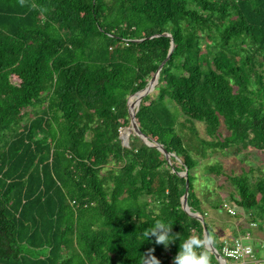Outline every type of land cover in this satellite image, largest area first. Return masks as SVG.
I'll use <instances>...</instances> for the list:
<instances>
[{
  "label": "trees",
  "instance_id": "1",
  "mask_svg": "<svg viewBox=\"0 0 264 264\" xmlns=\"http://www.w3.org/2000/svg\"><path fill=\"white\" fill-rule=\"evenodd\" d=\"M164 60L136 118L170 160L120 138ZM180 114L192 134L205 124V147L264 150V0H0V264H175L181 240L204 237L193 212L221 251ZM226 178L263 226L264 175ZM157 218L173 223L168 246L142 235Z\"/></svg>",
  "mask_w": 264,
  "mask_h": 264
},
{
  "label": "rangeland",
  "instance_id": "2",
  "mask_svg": "<svg viewBox=\"0 0 264 264\" xmlns=\"http://www.w3.org/2000/svg\"><path fill=\"white\" fill-rule=\"evenodd\" d=\"M155 87L149 92L152 91ZM136 96L132 97V102L135 103ZM175 104L172 105L173 107ZM179 120L185 123V127H181L178 124V128L183 132L185 136V141L190 146L191 154L196 158L197 165L193 169L195 180V190L199 197L203 199L204 207L209 212V215H213L210 210V206L207 204V201L212 200V202L221 200L223 202H232L230 197V192L234 191L233 185L227 180V173H243L244 171L249 172L250 177H257L264 175V150L255 149L254 147L248 146L240 152H236L235 148H227L225 150L216 149L212 150L208 147L202 145L201 139L211 140L212 138L207 134L205 129V124L201 121H194L196 127V132H190L191 122L186 120V117L182 114L179 116ZM131 123L120 128V138L123 133L131 132L134 134V130L130 129ZM226 133V130H222ZM126 132V133H127ZM130 134V135H131ZM122 141V138H121ZM130 144V136H129ZM128 144V145H129ZM126 145V144H125ZM204 152V154H202ZM215 164L222 166L223 174H216L209 170V166ZM113 165L109 164L106 168L102 170L105 173ZM207 198V201H206ZM243 210V209H241ZM223 215V214H222ZM220 218H229V216H219ZM244 242H248L245 240ZM256 253L260 257H264V249L256 248ZM262 254V255H261Z\"/></svg>",
  "mask_w": 264,
  "mask_h": 264
},
{
  "label": "built area",
  "instance_id": "3",
  "mask_svg": "<svg viewBox=\"0 0 264 264\" xmlns=\"http://www.w3.org/2000/svg\"><path fill=\"white\" fill-rule=\"evenodd\" d=\"M220 210H224L232 215L238 212L229 202H223ZM248 217L250 218L248 213H243L238 217V224H242V222L246 223L244 231L236 235L228 234L221 238V253L225 258L239 264L248 262L264 264V257H260L256 253V248L264 249V224L260 226L257 220H253L252 218L247 219ZM245 240L248 242H244Z\"/></svg>",
  "mask_w": 264,
  "mask_h": 264
},
{
  "label": "clouds",
  "instance_id": "4",
  "mask_svg": "<svg viewBox=\"0 0 264 264\" xmlns=\"http://www.w3.org/2000/svg\"><path fill=\"white\" fill-rule=\"evenodd\" d=\"M230 204L232 205L231 202ZM172 225L173 223L167 219L157 218L146 228L147 230L142 232V235L145 239L151 235L155 238L157 244L163 243L165 246H168L176 238V234L171 231ZM209 248L210 240L208 237L194 234L189 235L187 238L181 240L179 250L174 257V262L175 264H213ZM148 258L151 264H160L156 256L153 255ZM224 259L227 258L224 257Z\"/></svg>",
  "mask_w": 264,
  "mask_h": 264
},
{
  "label": "water",
  "instance_id": "5",
  "mask_svg": "<svg viewBox=\"0 0 264 264\" xmlns=\"http://www.w3.org/2000/svg\"><path fill=\"white\" fill-rule=\"evenodd\" d=\"M173 47H174V41L172 40L171 42V47H170V53L171 51L173 50ZM169 54V53H168ZM169 56V55H168ZM166 60H164L158 67V69L156 70V73L154 74V76L149 80V83L146 87L138 90L137 92H135L134 94L130 95L129 98H128V108H129V113H130V118H131V126H130V129L134 130V134L138 135L139 137H141L144 141H146L147 143H150V144H154L157 148H159L166 156L167 158L170 160V155H171V152H169L168 150H166L164 148V146L162 145V143H159V142H156V141H153L149 138V136L147 134H145L140 126H139V123L137 121V118H136V112L139 108V105H140V102L142 100V97L149 93L155 86L156 84L158 83V79H159V74H160V70L161 68L163 67L164 63H165ZM136 96V101L135 103L132 102V97ZM131 132H127L126 135L122 136L121 135V138H122V143L123 144H126L128 145L129 144V136H130ZM187 171L184 170V173H186ZM188 193H189V179L187 178L186 180V190H185V193L184 195L182 196V200L184 201V203L187 201V197H188ZM185 208L190 211V208L187 207L186 205H184ZM191 212V211H190ZM194 215L198 216L201 220H202V224H203V230H204V236L208 237L209 240H210V249L213 251L214 255L217 257V259L220 261H223L224 257L223 255L221 254V252L219 251V249L214 245L213 243V238L208 230V227L206 225V222H205V219H204V216L199 213V212H193Z\"/></svg>",
  "mask_w": 264,
  "mask_h": 264
},
{
  "label": "crops",
  "instance_id": "6",
  "mask_svg": "<svg viewBox=\"0 0 264 264\" xmlns=\"http://www.w3.org/2000/svg\"><path fill=\"white\" fill-rule=\"evenodd\" d=\"M208 210H210V212L213 214V215H208L209 223L213 227L214 231L216 233H218L219 239H221V237L227 233L231 234V232H233L235 234H238L239 230L237 231V228H235V225H237L239 223L238 218L233 217V219H231V218L223 219V218L219 217V216H222V217L226 216V214L223 211L218 210V213H215L214 210L211 208ZM239 213H241V215H242L243 213H246V212H245V210H240ZM244 219H245V217H244ZM219 263L220 264H239V263H237L233 260H229V259H223V261H220ZM244 264H253V263L248 262V263H244Z\"/></svg>",
  "mask_w": 264,
  "mask_h": 264
},
{
  "label": "bare ground",
  "instance_id": "7",
  "mask_svg": "<svg viewBox=\"0 0 264 264\" xmlns=\"http://www.w3.org/2000/svg\"><path fill=\"white\" fill-rule=\"evenodd\" d=\"M127 131H128V130H127ZM127 131H126V132H127ZM126 132L123 133V136L126 135Z\"/></svg>",
  "mask_w": 264,
  "mask_h": 264
}]
</instances>
